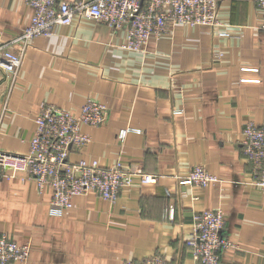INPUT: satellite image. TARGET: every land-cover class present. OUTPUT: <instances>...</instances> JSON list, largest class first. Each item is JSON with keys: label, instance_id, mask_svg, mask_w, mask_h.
Here are the masks:
<instances>
[{"label": "crops", "instance_id": "obj_1", "mask_svg": "<svg viewBox=\"0 0 264 264\" xmlns=\"http://www.w3.org/2000/svg\"><path fill=\"white\" fill-rule=\"evenodd\" d=\"M217 4L220 27L170 26L143 52L122 48L124 31L76 16L30 43L6 104L10 77L0 70V149L29 151L42 104L78 113L94 99L108 107V120L82 127L91 142L70 161L121 160L159 176L123 188L115 203L95 193L74 197L59 216L50 213L51 189L0 179V233L31 244L26 264H124L155 254L200 264L185 239L194 213L217 208L234 245L219 264H264V196L241 150L246 122L264 126L263 14L255 0ZM32 14L26 0H0V42L21 34ZM194 166L219 182L180 186L177 176Z\"/></svg>", "mask_w": 264, "mask_h": 264}, {"label": "built area", "instance_id": "obj_2", "mask_svg": "<svg viewBox=\"0 0 264 264\" xmlns=\"http://www.w3.org/2000/svg\"><path fill=\"white\" fill-rule=\"evenodd\" d=\"M26 3L33 10L29 26L14 39L0 42V70L10 77L5 104L20 76L30 43L35 38L51 36L59 26H70L76 16L104 23L114 32L124 31L122 48L136 52H143L151 38H160L170 26L222 25L217 0H26ZM255 4L263 14L258 28L264 32V0H255ZM108 116V107L94 99L87 100L78 113L42 104L34 117L36 131L29 151L19 154L0 149V179L21 174L18 177L33 180L40 191L51 189L50 213L55 216L73 208L72 200L77 196L95 193L115 203L120 191L135 181L155 183L157 174L140 172L121 160L108 166L100 165L97 160L70 161L72 151L80 152L91 142L82 127L102 126ZM128 132L123 130L118 137L123 139ZM242 135L241 150L251 168L252 184L264 196V126L248 121ZM177 180L180 186L201 188L219 182L203 166L192 167L188 176H177ZM224 227L221 208L194 213L185 245L195 262L219 264L221 253L234 248L224 235ZM31 249L29 242L19 244L0 233V264H26ZM124 264L169 262L163 255L155 254L141 261L128 259Z\"/></svg>", "mask_w": 264, "mask_h": 264}, {"label": "rangeland", "instance_id": "obj_3", "mask_svg": "<svg viewBox=\"0 0 264 264\" xmlns=\"http://www.w3.org/2000/svg\"><path fill=\"white\" fill-rule=\"evenodd\" d=\"M17 176H23V175H21V174H20V175H19V174H17ZM187 176H188V175H187Z\"/></svg>", "mask_w": 264, "mask_h": 264}]
</instances>
